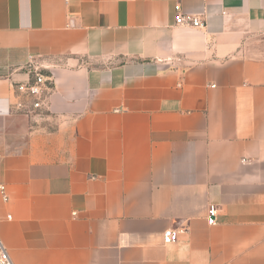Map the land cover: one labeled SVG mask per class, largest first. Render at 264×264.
I'll list each match as a JSON object with an SVG mask.
<instances>
[{"label":"crops","instance_id":"crops-1","mask_svg":"<svg viewBox=\"0 0 264 264\" xmlns=\"http://www.w3.org/2000/svg\"><path fill=\"white\" fill-rule=\"evenodd\" d=\"M0 185L13 264H264V0H0Z\"/></svg>","mask_w":264,"mask_h":264},{"label":"built area","instance_id":"built-area-1","mask_svg":"<svg viewBox=\"0 0 264 264\" xmlns=\"http://www.w3.org/2000/svg\"><path fill=\"white\" fill-rule=\"evenodd\" d=\"M176 16L175 22L178 26L203 28V21L195 16L183 15L180 12L179 5L174 7ZM55 67L53 63L43 57L28 55L23 70L28 76V80L12 85L14 101L11 109L14 112L22 114L28 118L42 117L44 112L48 110V99L53 90L52 69ZM0 196L4 202L8 197L3 185H0ZM216 209L209 207L206 222L213 226L216 224ZM178 232L167 229L163 233V244L167 245L178 240ZM0 264H13L6 249L0 241Z\"/></svg>","mask_w":264,"mask_h":264}]
</instances>
